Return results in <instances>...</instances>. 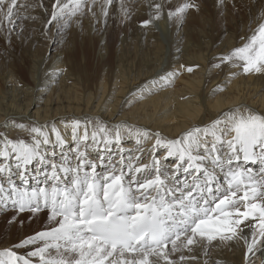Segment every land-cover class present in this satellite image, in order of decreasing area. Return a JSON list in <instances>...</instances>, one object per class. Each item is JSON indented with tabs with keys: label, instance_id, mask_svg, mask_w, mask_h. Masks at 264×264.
Segmentation results:
<instances>
[{
	"label": "snow or ice",
	"instance_id": "6c2138e0",
	"mask_svg": "<svg viewBox=\"0 0 264 264\" xmlns=\"http://www.w3.org/2000/svg\"><path fill=\"white\" fill-rule=\"evenodd\" d=\"M133 2L119 0L121 23L131 20L134 13L128 5ZM116 3L51 0L49 9L44 0L36 4L0 0V31L5 32L6 43L10 44L12 33L18 29L22 32L19 21L35 20L37 17L28 10L39 8L47 15L44 35L52 28L67 35L74 25L83 32L84 20L89 19L92 33L102 38L98 26L103 23L107 28ZM214 7L220 15L229 8L238 10L236 0H214ZM21 8L24 15L19 12ZM149 8L151 15L141 21L142 29L161 19L182 26L188 14L200 13L201 3L181 0L165 13L164 4L152 0ZM252 8L258 13L252 35L242 46L218 57L214 67L230 65L242 69L245 75L264 74V0H253L250 16ZM184 68L181 64L160 79L170 83ZM45 127L16 123L15 128L28 133L30 141L7 134L0 137V176L9 182L7 188L0 184L5 227H22L24 213L31 214L29 219H39L41 213L46 217L42 230L0 250V264H187L199 259V254L193 255L197 249L208 256L215 247H232L240 241L244 264H255L256 252L264 251V114L225 113L211 125L195 127L177 139H165L159 132L127 129L136 136L137 144L154 140L149 150L150 164L142 162L141 155L129 158L127 163L123 156L113 158L111 153L119 155L122 150L121 129L127 126L98 119L83 122V127L79 119L64 123L65 129L71 128L74 156L57 163L55 149L63 148L65 139L55 125L50 132ZM90 140L91 146L101 152L100 164L107 159L106 171L99 177L98 164L87 158ZM158 149L165 150L161 157L155 156ZM169 158L176 163L166 171L163 161ZM241 159L245 163L259 162L260 177L242 170ZM33 163L38 166L32 178L42 175L46 186L29 192L18 187L13 176L26 185ZM215 169L224 172L226 186L217 183ZM212 202L214 207L210 206ZM21 248L27 251H16ZM259 259L264 264V256Z\"/></svg>",
	"mask_w": 264,
	"mask_h": 264
},
{
	"label": "bare ground",
	"instance_id": "6f19581e",
	"mask_svg": "<svg viewBox=\"0 0 264 264\" xmlns=\"http://www.w3.org/2000/svg\"><path fill=\"white\" fill-rule=\"evenodd\" d=\"M21 1H19L20 4H35L32 0H25L28 2L23 1L24 3ZM175 1L171 0L169 4L168 0H156L164 4L165 13L170 6L174 7L176 2L181 0ZM150 3L152 0H134L128 5L134 13L131 19L136 21V24L132 21L131 26L129 25V29L135 27L133 33H125L126 31L123 32L121 28V25L126 22L121 24L119 0L116 3L118 7L114 6L110 10L107 28L105 29L103 23L98 26L103 32L102 38L99 34L92 33L89 19L84 20L86 48L94 54L96 66L94 61L93 63L91 61L92 64L87 63L85 59L89 56L83 58V63L82 59L77 61L73 52L70 54L69 49L59 50L58 44L62 41L64 33L62 30L58 32L57 28H52L47 35L42 34L46 19H42L41 25H36V20H39L37 18L26 20L29 26L39 29L48 41L43 54L29 52L27 61H17L16 65L6 64L0 50V137L7 134L9 138L20 137L30 141L28 133H21L15 128L16 123L43 125L49 132L51 126L55 125L65 139L63 148L55 149V160L57 163H62L65 157L71 159L74 156L75 149L71 128L65 129L64 123L70 124L73 119H79L83 127V122L98 119L109 125L127 126L121 129L122 150L119 151V155L116 151L111 153L113 158L119 159V156H123L127 163L129 158L141 155L142 162L150 164L149 150L154 140H142L140 144H137L136 136L130 135L127 129L147 130L149 133L159 132L165 139H177L195 127L204 128L211 125L214 119L225 113L239 111L245 114L247 112L264 114V74L245 75L242 69L230 65L214 67V64L219 63L218 57L247 42L252 35L251 29L256 27L255 19L240 23L239 26L233 24L231 29L221 31L222 37L217 39L214 38V36L217 37L216 33L198 32L190 27L186 20L181 26L167 19H161L149 29H142L141 21L150 18L151 15ZM30 11L31 9L28 10V14L36 16ZM19 12L21 15L25 14L23 8L19 9ZM217 15L223 19L222 15ZM23 22L25 23L23 20L19 21L22 30H24ZM127 22L129 24L131 20ZM226 22L229 26V21ZM226 25L225 27H228ZM76 28L74 25L71 31H77ZM158 29L166 32L167 45L160 39ZM125 30L128 31V29ZM18 31L13 32L16 36L11 35V42L13 38L14 40L18 38L22 45L25 43L22 40L26 37L30 39V36H23V33L18 35ZM76 33L79 38L83 37L79 30ZM122 33L125 35L122 36ZM196 36H198L197 42L192 40ZM30 43L35 41L32 39ZM49 50L56 53L45 61ZM88 58L87 60H90ZM75 62L77 64H74ZM25 64L28 66L23 71ZM181 64L185 65V68L180 69V74L170 83L160 79L166 73L178 69ZM187 67H192L193 71H186ZM18 72L27 73V77L17 74ZM179 76L181 78L178 79ZM88 130L91 133V126ZM51 138L55 140L54 135ZM208 140L210 142L211 137H208ZM89 145L87 158L98 164L96 172L99 177L106 171L107 159L104 165H101L99 161L101 152L91 146V140ZM100 147L102 149L103 145ZM140 149H143L142 153ZM164 151V149H158L155 156L162 155ZM200 151L202 153L203 149ZM169 160V162L163 161L166 171L174 167L176 163L174 158ZM133 162L136 163V161ZM37 166L36 163L29 166V178L26 185L13 176V181L18 187L26 188L31 192L46 186L42 175L36 179L32 178ZM261 167L259 162L245 163L242 159L240 161V168L244 171L250 170L256 178L261 175ZM215 171L217 183L226 186L224 172L219 169ZM124 175L127 182L126 168ZM180 179L183 180L184 177L181 176ZM8 183L0 176V184L7 188ZM167 198L172 199V197ZM210 206L214 207V202ZM9 210L10 208L7 211ZM40 218L46 219L44 213L40 214ZM0 222L5 224L3 217H0ZM12 242V239L6 240L0 246V250L11 247ZM25 251L27 250L21 253ZM243 252L242 241L234 243L232 247L228 245L215 247L208 256H204L202 251L197 249L193 255L199 254V259L189 261L187 264H204L205 260L208 264H217V262L244 264ZM262 256L264 251L256 252L254 259L259 260L261 264L259 257Z\"/></svg>",
	"mask_w": 264,
	"mask_h": 264
},
{
	"label": "rangeland",
	"instance_id": "374dc122",
	"mask_svg": "<svg viewBox=\"0 0 264 264\" xmlns=\"http://www.w3.org/2000/svg\"><path fill=\"white\" fill-rule=\"evenodd\" d=\"M19 1L20 0H18V2ZM23 1H25V0H22L21 2H23ZM50 1L51 0H44V3L46 2L45 5L48 6V8L50 7V3H51ZM176 1H178V0H176ZM25 2H28V1H25ZM32 2H34L36 4L39 2V0H32ZM178 2H181V1H178ZM178 2H176V5ZM236 2H237L238 10L233 11L231 8H229V10L227 12H225L224 15H222L223 19H220L219 15H217L218 14L217 10L214 7V4H213L214 1L213 0H200V3H201L200 13H198V14L197 13H190L187 15L185 20L190 27L195 28V30L198 32L206 33V31H211V32H214V34L216 33L217 37L214 36V38L217 39L219 37H222V32H225L226 29L227 30L231 29L233 27V24L235 26L236 24L237 25L240 23L242 24L243 22H245L247 20L248 21L254 20L255 17L258 15L255 8H252V15L255 17L249 15V8L252 7L253 0H236ZM114 6L116 8L118 7V5L116 6V4ZM30 13L36 14L37 19H39V20H36L37 21L36 22L37 24L35 23L36 25H39V24L41 25L42 19L43 20L47 19V15L43 12V10H41L39 8H37L35 11L31 10ZM43 14H44V16H43ZM111 20H113V18ZM221 20L224 22H222ZM23 21H25V23L23 22L24 23L23 24L24 30H22V32L17 30L18 31L17 34L22 35V33H23L24 34L23 36H28V35L30 36V39H27V37H26L25 40H22L26 43V44L24 43L25 45L24 44L21 45V43L19 42L20 40L18 38L16 40H14V38H13V41L10 44L6 43L5 32L0 31V50L2 51V58H3V60L6 61V64L16 65L17 61H20V60L27 61V59H28L27 54L29 52L34 53V54L37 53L38 55H41L44 53V51L46 49L45 44L48 41L47 37L42 35L40 33L39 29L35 28L32 25L29 26L28 21H26V20H23ZM132 21L134 22V24H136V21H134L132 19H131V22H129V24H128V22H126L125 24L121 23V24H124V25H121L123 32L126 31L125 33H129V32L133 33V31L135 30V27L129 29V25L131 26L130 23H132ZM226 21H229L228 22L229 26H228ZM224 24L225 25L227 24L226 26H228V27H225ZM84 28H86L85 25H84ZM236 28H237V26H236ZM125 29H128V31ZM76 30L77 31H71L70 30L67 35H64L62 41L58 44L59 50H62L63 48L69 49L70 54L73 52V55L77 59V61L82 59L83 63H84L83 58L89 56V58L88 57L87 58L90 60H87V58L85 60L87 61V63L92 64L94 61V57H93L94 54L91 51H88L86 48V43H85V38H84L85 31L83 30V32H81L78 27L76 28ZM78 30H79L80 34H83V37L79 38L78 34L76 33V32H78ZM31 32H32V34H31ZM157 32L159 33L160 39L167 45L168 36H167L166 32L162 31V29H158ZM125 33H122V36L125 35ZM86 34H87V32H86ZM12 35H14V34L12 33ZM14 36H16V35H14ZM197 37L198 36L193 37L192 40L197 42L198 41ZM31 38L35 41V43H32V44L30 43V41L32 40ZM81 43H82V45H80ZM12 44H14V46H10ZM85 49H86V51H84ZM87 52H88V54H87ZM89 52H90V54H89ZM55 53H56L55 51L49 50L48 54L46 55L45 61H47L49 58H52V56ZM85 53H86V55H85ZM81 54H82V57H81ZM90 57L91 58L93 57V58L91 59ZM91 61H92V63H91ZM94 62H95V66H96L97 61H94ZM74 64H77V63L75 62ZM27 66L28 65H26L25 68L23 67V71H25L27 69ZM19 73L20 72H18L17 74H19ZM20 74L27 77V73L21 72ZM62 76H63V74H62ZM179 78H181V76H179L178 79ZM160 156H161V154H158V157H160ZM169 161L170 160L168 159L164 162H169ZM172 161H173V159L171 160V162ZM8 214L9 215L11 214V209L8 211ZM3 216H4V213L0 212V217H3ZM30 216H31V214H29V213L22 214L21 218L24 220L22 227L20 225H17L15 228H7V227H5L4 223L0 224V246L2 244H4V242L6 240H10V239H12V241H13L11 243V245L14 243H17L21 239L26 238L27 236L33 235L36 231L42 230L45 227V223H44L45 220H42L41 218L29 219ZM24 250L25 249H23V248L16 249V251H18L20 253L23 252ZM255 264H259V260L258 261L255 260Z\"/></svg>",
	"mask_w": 264,
	"mask_h": 264
}]
</instances>
